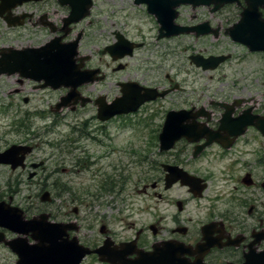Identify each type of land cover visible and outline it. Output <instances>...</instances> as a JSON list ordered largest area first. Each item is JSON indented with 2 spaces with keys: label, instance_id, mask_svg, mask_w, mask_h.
I'll return each instance as SVG.
<instances>
[{
  "label": "flooded vegetation",
  "instance_id": "af4514ba",
  "mask_svg": "<svg viewBox=\"0 0 264 264\" xmlns=\"http://www.w3.org/2000/svg\"><path fill=\"white\" fill-rule=\"evenodd\" d=\"M71 3L72 0H65V4L61 0H0V70L4 71V49L38 48L52 38H63L62 42L69 43L81 37L82 41L87 31L77 32V28L93 17L95 0L85 18L65 26V20L74 11ZM220 3V0H147L138 5L132 0L134 8L140 7L153 22L158 40L168 33L173 35L172 39L226 36L230 47L238 53L241 50L242 54L264 55L263 51L251 50L254 45L264 44V0H227L218 7ZM76 10L80 13L83 8ZM88 23L91 25L92 21ZM4 34L35 40L46 37L20 46L4 44ZM114 35L117 38L123 33L117 30ZM234 35H242L246 43L236 42ZM232 54L220 55H228L230 61ZM86 58L89 62L90 58ZM88 62L84 69L99 70L98 76H105L102 68L88 67ZM122 63L119 61L118 68L124 70L126 64ZM4 76L13 77L21 86L32 84L34 90L57 91L42 89L44 81L38 83L20 73L8 76L3 72L0 79L4 80ZM167 78L172 82L169 86L176 88L173 79ZM244 79H234L227 94L211 101L208 109L194 105L180 109L199 114L196 122L206 132L201 136L197 132L201 127L196 126L197 129L182 137L170 150L160 152L162 161L155 169L162 177H147L151 172L149 167L152 168V154L143 157L145 175L135 182L133 189L134 194L146 197L142 210L137 211L130 204L131 193L125 190L126 186L119 187V179L127 183L132 179L131 174L107 176L115 183L113 192L117 198L114 204L107 205L95 204L102 194L88 193L84 199H71L77 204L64 201L62 205L42 207L34 200L40 201L39 194L29 197L28 208L15 204L20 193L18 187L4 190V195L0 194L4 217H19L23 212L22 220H35L39 225L45 219L52 229L48 253L42 254L38 229L16 231L13 228L18 229L19 225L5 224L0 212V264H264V125L257 124L258 120L264 121V79H245L248 87ZM90 87L91 84L82 86L79 92ZM178 89L182 90L177 86ZM58 91L68 93L65 88ZM23 92V89L15 90L21 97ZM84 98L95 104L96 98L91 95ZM82 99L83 95L78 98L81 103ZM11 106L5 107L6 111ZM117 119L121 118L111 122ZM0 121H4L2 109ZM59 121L55 120L54 126ZM192 122L185 119L183 125L188 127ZM68 128L76 136L65 139L84 151L81 167L88 172L97 166L98 158L92 160L87 147L78 141L105 145L99 136L110 140L106 123L91 126L87 121L82 127ZM160 132L154 136L158 144ZM28 160V167L21 171L33 167L34 163ZM100 174L93 177H101ZM138 215L143 217L137 218Z\"/></svg>",
  "mask_w": 264,
  "mask_h": 264
},
{
  "label": "rangeland",
  "instance_id": "374dc122",
  "mask_svg": "<svg viewBox=\"0 0 264 264\" xmlns=\"http://www.w3.org/2000/svg\"><path fill=\"white\" fill-rule=\"evenodd\" d=\"M95 6L93 17L88 20L92 24L85 22L77 28V32L81 29L87 31L80 44V57L85 59L84 63L88 62L86 57L90 58L88 67L102 68L105 79L91 83V87L80 90V94L96 99L104 96L111 103L121 95L118 83L130 81L150 87L173 88L174 91L164 100L145 106L128 118L105 122L110 140L99 136L105 145H88L78 141V144L87 147L92 160L93 157L98 158L97 166L87 172L81 169L80 162L83 163L86 155L81 148L78 149L70 141L62 143L61 148L50 146L49 142L59 143L66 137L74 139L76 134L73 135L68 126L82 127L87 121L91 122V126L97 125L101 122L96 118L98 107L92 103L84 106L78 103L56 110V105L67 91L34 90L32 84L21 86L16 84L13 77L4 76V80L0 79V110H4V121H0V151L14 144L32 145L34 152L28 157L29 163H43L40 168L24 172H12L9 167L0 166V194L18 187L20 193L15 204L29 208V197L46 190L52 194V203H42L34 198L36 205H62L64 201L70 205L77 204L72 203L71 199H84L88 193L103 195L95 204H114L117 200L113 192L114 182L111 183L112 178L107 176L131 174L132 179L121 184H125V190L131 193L130 204L137 211L142 210L146 197L134 194L133 189L135 182L145 175L146 166L141 163L145 155L152 154L153 160L147 177H162L155 169L159 167L162 157L154 136L161 130L166 113L190 109L193 105L208 109L211 101L227 94L234 79H264V55L242 54L241 50L238 53L236 48L230 47L226 36L217 39L182 37L158 40L153 22L140 7L134 8L132 0H95ZM117 30L130 41L144 43L133 57L122 60V64H126L124 70L118 69L119 62H114L108 53L102 54L107 46L117 41L114 35ZM43 37L35 40L4 34V44L21 46L25 42L43 41L46 36ZM227 52H233V58L216 70H202L190 61L192 55L209 57ZM167 77L173 79L174 84L182 90L170 87L172 82ZM245 79L243 82L248 87ZM17 89H23L24 96L16 94ZM25 99H28L27 102ZM9 104L13 106L6 111L5 107ZM55 120H60L56 126ZM33 172L36 176L30 177ZM96 174L102 176L93 177ZM63 186L67 187V192ZM89 199L95 201V198ZM138 217L142 218L143 215Z\"/></svg>",
  "mask_w": 264,
  "mask_h": 264
},
{
  "label": "water",
  "instance_id": "95a60500",
  "mask_svg": "<svg viewBox=\"0 0 264 264\" xmlns=\"http://www.w3.org/2000/svg\"><path fill=\"white\" fill-rule=\"evenodd\" d=\"M145 2H147V0H137L138 4ZM71 4L74 8V11L66 20L67 26L73 22L80 21L88 14L87 9L91 6V0H72ZM218 6H221V4ZM77 7H82L83 11L78 13L76 10ZM160 22L165 28V22L162 20V18H160ZM241 24L242 22L239 24V27ZM170 35L172 34L168 33L165 36ZM233 38L243 43H246L245 41L247 40L242 35H234ZM79 41L80 38L72 43L62 44L61 39H55L46 46L37 49H25L24 51H13L11 49L4 50V71L0 70V74L3 72L4 74H14L19 70L26 78H30L38 82L45 80L46 83L44 87L51 86L55 89L61 86L70 87L72 90L69 96L62 99V103L57 105V110L63 106H68L72 100H74V103L77 104L78 98L80 97L76 91L77 88L85 83L94 82L96 80L94 76L98 72L82 71L81 68L83 64L78 65L76 63ZM131 45L132 44L124 43V40L121 39L119 44L107 48L106 52H109L114 60H117L118 58H123L127 54H132L133 46ZM255 49L256 51L263 50L264 44L254 45L253 50ZM17 58L21 61L19 63L22 64L23 68L17 69L14 67L15 65H7L11 62L17 61ZM192 60L198 66H202L204 70H208L217 68L218 65L226 59L224 57H210L209 59H204L203 57H193ZM120 86L122 96L115 99L111 104L106 103L105 97L99 98L96 101V104L99 106L98 116L100 120L106 121L118 115H128L130 113H135L146 102L154 101L158 98H165L170 93L169 90L159 93L157 89L145 88L134 82L123 83L120 84ZM87 100L88 99L82 100L83 106L87 103ZM197 116H199V114L192 115L191 111H170L160 134L161 151L169 150L179 139L189 136L190 132L197 129L196 126L201 127L199 130H197L201 136L205 134V127L202 124H198L196 122ZM185 119L192 120V124H190L188 127L184 126L183 121H185ZM258 122L260 121L258 120ZM190 140L194 141L195 139L191 138ZM31 150L32 149L30 147L15 146L3 154H0V164L11 165L13 170L17 169L18 167H24L26 155L31 152ZM50 200V193L46 192L42 196V201L49 202ZM0 212L4 220V209L1 205ZM9 217V222H14L12 220L14 218L11 216ZM24 224L30 227L38 226L41 229V235H44V232H46H43L42 230L48 228L45 223H41L39 225L36 223L35 225L34 221L26 222ZM42 238L44 239H42V242H46V236ZM45 247L46 246H41V248ZM41 253L46 254L47 250L41 251Z\"/></svg>",
  "mask_w": 264,
  "mask_h": 264
}]
</instances>
